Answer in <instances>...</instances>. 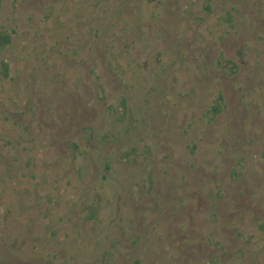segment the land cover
Listing matches in <instances>:
<instances>
[{"label": "rangeland", "instance_id": "rangeland-1", "mask_svg": "<svg viewBox=\"0 0 264 264\" xmlns=\"http://www.w3.org/2000/svg\"><path fill=\"white\" fill-rule=\"evenodd\" d=\"M0 264H264V0H0Z\"/></svg>", "mask_w": 264, "mask_h": 264}]
</instances>
